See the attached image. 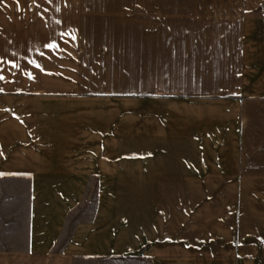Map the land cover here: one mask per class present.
Here are the masks:
<instances>
[{
  "label": "crops",
  "instance_id": "0c3cea01",
  "mask_svg": "<svg viewBox=\"0 0 264 264\" xmlns=\"http://www.w3.org/2000/svg\"><path fill=\"white\" fill-rule=\"evenodd\" d=\"M239 46L235 81L153 102L132 149L101 104L0 96V264H264V38Z\"/></svg>",
  "mask_w": 264,
  "mask_h": 264
},
{
  "label": "rangeland",
  "instance_id": "374dc122",
  "mask_svg": "<svg viewBox=\"0 0 264 264\" xmlns=\"http://www.w3.org/2000/svg\"><path fill=\"white\" fill-rule=\"evenodd\" d=\"M262 24L264 0H0V96L101 104L97 124L110 114L132 149L153 102L235 81Z\"/></svg>",
  "mask_w": 264,
  "mask_h": 264
},
{
  "label": "snow or ice",
  "instance_id": "6c2138e0",
  "mask_svg": "<svg viewBox=\"0 0 264 264\" xmlns=\"http://www.w3.org/2000/svg\"><path fill=\"white\" fill-rule=\"evenodd\" d=\"M17 2H18V0H17ZM47 47L55 49L58 47V45L55 42H52V43L48 44ZM10 63H14V62H10ZM37 66H39V65H37ZM2 78L3 77H0V79H2Z\"/></svg>",
  "mask_w": 264,
  "mask_h": 264
}]
</instances>
